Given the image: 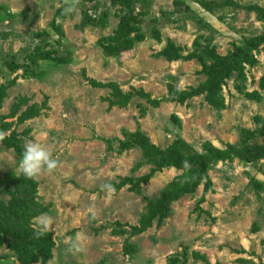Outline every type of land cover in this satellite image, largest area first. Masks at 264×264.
I'll return each mask as SVG.
<instances>
[{
    "label": "rangeland",
    "instance_id": "1",
    "mask_svg": "<svg viewBox=\"0 0 264 264\" xmlns=\"http://www.w3.org/2000/svg\"><path fill=\"white\" fill-rule=\"evenodd\" d=\"M132 1L131 37L143 38L126 49L120 2L0 0V264H264V159L199 168L193 190L146 225L149 203L185 171L125 144L135 132L198 152L246 133L264 143V39L250 44L264 19L248 9L264 0ZM33 141L59 164L27 181L17 168ZM19 193L33 211L14 218ZM42 215L51 226L36 238ZM78 233L83 249L70 250Z\"/></svg>",
    "mask_w": 264,
    "mask_h": 264
},
{
    "label": "trees",
    "instance_id": "2",
    "mask_svg": "<svg viewBox=\"0 0 264 264\" xmlns=\"http://www.w3.org/2000/svg\"><path fill=\"white\" fill-rule=\"evenodd\" d=\"M112 3L120 2L122 3L127 9V15L129 18V21L126 22V27L123 26L122 28L124 30V35H121L123 37L124 45L123 47L126 49H129L132 42L135 40H141L143 38L142 35H135V38L131 37L132 33L136 30V26H134L133 23L137 22L139 23V17L138 12L134 11V7H132V0H110ZM223 6L222 2H205L203 1L201 3V6L208 10L209 12H214L215 7L211 6V4ZM231 3V2H229ZM133 8V9H132ZM249 10H254L257 12V14L264 19V7L252 4L248 7ZM93 10V15L90 14ZM88 11V12H87ZM88 15V21L85 23L90 24L101 13L98 10V7H94L93 9H87ZM132 22V23H131ZM138 27V26H137ZM264 35L255 37L251 39L250 44H254L256 42L263 41ZM119 46V45H118ZM38 46H36L34 50V54L32 55V58H35L33 60V63H35L36 59L41 55L39 51ZM44 58H47L50 56L49 53L42 54ZM239 53L236 54V56L230 58L229 62L227 63L228 68L234 67L236 63L240 61ZM58 61H61V59H57ZM214 89V87H213ZM183 96H180L181 99H184L186 96L191 95V93L186 92L182 94ZM128 137V142L126 145L135 146L136 143L139 144L143 150H144V158L149 163H156L160 161L161 164L169 165L172 164L176 166L177 168L183 169L185 171V174L182 176L180 181L172 182L170 185H168L161 197L156 200V202L149 203L148 207V215H144L142 218L143 224H150V221L158 216L159 214H164L169 207L173 204L174 201L178 200L181 196H183L185 193L189 192L190 190H193L189 187V185H195L198 182H195L190 179L191 175L201 173V170L199 168H207L211 162L219 161V160H225V159H232V158H239L242 161L246 162H252L257 163L258 161L264 159V143H252L249 142L248 133H246L247 138L239 145H233L228 144L226 148L221 149L213 146L212 144H206L204 148V152H198L195 149L192 148L188 143H186L184 140L178 138L172 144L170 147L164 149L161 148L155 144H152L145 134L141 132H135V133H126ZM5 142H7L8 145H13L12 140L9 137H6L4 139ZM187 161L189 164V167L187 169L184 168L183 164ZM205 171V170H204ZM25 178V177H24ZM27 180V179H26ZM29 180V179H28ZM27 180V181H28ZM18 184H20V181H17ZM187 187L188 189L183 190L182 187ZM32 203L30 201L25 200L24 193H19L18 197L14 200L11 208L10 213L15 218L17 216L18 218H22L26 216V214L29 212H32L33 210L29 207Z\"/></svg>",
    "mask_w": 264,
    "mask_h": 264
},
{
    "label": "clouds",
    "instance_id": "3",
    "mask_svg": "<svg viewBox=\"0 0 264 264\" xmlns=\"http://www.w3.org/2000/svg\"><path fill=\"white\" fill-rule=\"evenodd\" d=\"M59 161L54 158L53 153L47 147L37 141L24 145L22 158L19 161L17 171L26 179L36 180L45 171L51 173L58 167ZM187 169V161L183 164ZM34 233L36 238H40L49 230L51 220L47 216L37 217L34 221ZM84 238L78 233L73 239L70 250L81 251L83 249Z\"/></svg>",
    "mask_w": 264,
    "mask_h": 264
}]
</instances>
